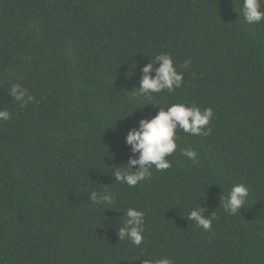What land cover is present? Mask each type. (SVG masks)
Wrapping results in <instances>:
<instances>
[{
  "label": "trees",
  "instance_id": "obj_1",
  "mask_svg": "<svg viewBox=\"0 0 264 264\" xmlns=\"http://www.w3.org/2000/svg\"><path fill=\"white\" fill-rule=\"evenodd\" d=\"M242 3L0 0V264H264V21L247 24ZM162 53L182 86L136 95ZM17 83L27 104L8 95ZM175 103L213 109L211 133L178 132L169 169L117 183L112 168L136 158L128 132ZM234 184L249 196L231 215ZM199 206L211 230L188 220ZM128 208L145 213L139 246L117 235Z\"/></svg>",
  "mask_w": 264,
  "mask_h": 264
},
{
  "label": "clouds",
  "instance_id": "obj_2",
  "mask_svg": "<svg viewBox=\"0 0 264 264\" xmlns=\"http://www.w3.org/2000/svg\"><path fill=\"white\" fill-rule=\"evenodd\" d=\"M242 14L247 24H257L264 21V0H243ZM191 60L184 61L179 67L187 69ZM143 76L136 95L150 98L154 93L167 91L174 92L183 83V73L177 70L171 54L162 53L155 57L154 62L142 69ZM154 73V75H153ZM8 95L15 102L27 104L32 99L29 90L21 84H13ZM166 109V110H165ZM214 117L211 108L201 109L199 106H191L184 103H175L162 108L151 119H142L138 129H132L126 137V144L136 158H130L123 169L113 167L112 175L117 183L135 187L139 183L150 178L153 166L155 170L162 171L171 167L168 156L177 150L178 132L190 135H208L211 133L210 125ZM10 113L0 110V120H8ZM207 129V130H205ZM181 155L193 162H198V151L192 148H181ZM138 166V167H137ZM135 169V170H133ZM90 201L97 206L112 205L114 196L107 192L92 190L88 195ZM249 196V189L243 184H234L225 197L224 192L220 197L221 205L225 212L236 215L240 211ZM205 209L200 206L192 209L188 214V220L193 221L197 227L211 230L214 215L205 216ZM126 219H122L117 235L120 241L129 240L135 246L141 245L144 240L145 213L135 208H128ZM143 264H174L168 257L156 259H144Z\"/></svg>",
  "mask_w": 264,
  "mask_h": 264
}]
</instances>
